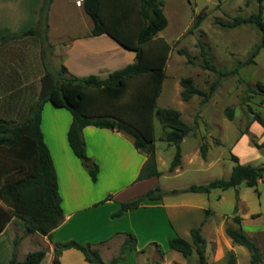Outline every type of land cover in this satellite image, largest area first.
Instances as JSON below:
<instances>
[{
  "label": "rangeland",
  "instance_id": "rangeland-1",
  "mask_svg": "<svg viewBox=\"0 0 264 264\" xmlns=\"http://www.w3.org/2000/svg\"><path fill=\"white\" fill-rule=\"evenodd\" d=\"M75 1H55L48 19L47 37L41 33L39 37H25L0 44V119L11 120L14 123L25 119L29 106L37 100L40 78L45 69L52 73L60 72V60L55 54L56 46H63L72 39L82 38L87 25H90V19L83 9L75 6ZM162 2L167 26L156 37L171 45V50L166 61L165 79L156 101V108L178 111L181 120L191 131L180 144V166L169 172L175 147L163 140L165 133L153 118L155 163L160 176L150 182L153 186L149 190L158 186L161 190L166 189L169 190L166 192H170L183 190L191 185L226 180L235 165L231 155L237 157L240 164L255 168L264 167V127L254 121L255 116L264 121V92L257 87L258 83L264 86V47L254 58L253 64L244 66L231 75L219 77L216 72L205 67L197 45L198 41H201L207 51L208 60L218 72L232 71L237 62L247 59L261 40L264 41V34L250 23L234 28L223 27L221 23L232 22L236 17L248 18L256 14L258 2L256 0H162ZM261 6L264 21V1ZM16 13L15 5H0V43L2 37L13 36L10 33L13 31L12 28L18 29L14 19ZM198 14L202 16V21L197 28L192 29ZM32 16L31 28L35 25L33 12ZM112 43L101 42L98 46H114ZM179 50L185 51V55L179 54ZM62 75L66 77L65 73ZM185 77L191 78L193 86L203 92H208L214 82H217V87L205 102L200 96H193L184 102L180 97L182 90L180 80ZM10 97L15 100L11 101ZM117 105L109 106L105 111L113 112ZM226 110H232L231 120L226 117ZM56 114H61L59 119ZM63 116L71 115L64 109H56L46 103L42 115V128L45 133L46 130L51 132L53 129L59 132L65 124ZM201 146L206 148L204 157L201 156ZM79 165L85 171L80 161ZM85 173L87 174L86 171ZM163 197L168 204H184L193 208L168 209L173 225L172 234L167 231L169 229L161 226L153 227V232L144 231L146 228L143 227L138 229L140 237L151 236V239H157L151 242L160 245L158 241L163 240L162 253L153 243H147L148 245L140 248L142 252L136 255L135 261L126 260L129 253L117 263L198 264L195 252L185 259L179 253L168 250L167 241L181 237L191 242L190 229L200 227L201 235L206 241L205 254L209 264H250L247 250L233 244L224 233L228 226L238 228L232 221L234 215L241 218L239 227L261 250L264 263V175L254 188L241 184L226 191L213 190L208 195L178 193ZM32 236H36L37 240L30 237L31 243L21 245L18 253L20 256L24 257L33 251H46L42 237L35 233ZM124 239L125 236L122 235L116 242L102 247L105 253L99 255L104 263L108 262L110 256L114 257L119 253ZM140 250L136 248V251ZM63 263L86 264L84 261L77 263L69 257L63 259Z\"/></svg>",
  "mask_w": 264,
  "mask_h": 264
},
{
  "label": "trees",
  "instance_id": "trees-1",
  "mask_svg": "<svg viewBox=\"0 0 264 264\" xmlns=\"http://www.w3.org/2000/svg\"><path fill=\"white\" fill-rule=\"evenodd\" d=\"M258 12L248 18L236 17L232 22L221 23L223 27L234 28L244 23L253 24L264 34L261 3ZM53 0H40L33 10L34 27L10 37H2L1 45L7 41L25 37H39L41 33L47 37L48 13ZM82 9L92 23L90 37L106 35L127 51L135 53V61L122 69L111 72L106 78L96 76L76 78L66 75L61 66L60 72L52 73L45 69L40 78V91L37 100L28 108L25 119L19 123L0 119V233L15 218L23 224V235L38 234L49 241L52 232L63 220L61 199L58 193L57 178L51 156L40 129L43 106L49 103L53 108L65 109L71 115L67 130V142L92 182L96 181L98 166L87 155L83 139V129L87 126L122 132L133 141L138 152L145 153L146 161L142 166L137 181L158 177L160 172L155 163V146L153 135V118L163 129L164 141L175 147L169 172L180 166L182 139L191 131L180 113L174 109L156 108V101L165 79V65L171 45L156 35L167 26L163 12L162 0H82ZM202 16L194 19L192 29L199 26ZM207 69L216 72L219 77L236 73L240 68L253 64L254 58L264 47V41L255 47L247 59L237 62L230 72H218L207 58V51L201 41L197 43ZM181 55L185 51L179 50ZM66 75L64 77L62 74ZM182 88L180 97L184 102L193 96L208 100L217 87L211 84L208 92L195 88L189 77L180 80ZM264 92V86L257 84ZM131 88V89H130ZM129 91V94H128ZM127 96V98H125ZM11 98V97H10ZM126 99V100H125ZM15 99L11 98V101ZM123 101V102H122ZM117 105L113 112L105 111L107 107ZM228 120L232 119V110L225 112ZM254 121L264 127V121L255 116ZM167 130V131H166ZM206 148L201 146V156H205ZM234 162L229 178L219 179L205 185H191L183 190L162 191L158 186L142 196L123 202L111 215L121 216L124 212L137 209L144 200H160L163 196L178 193L209 194L213 190L226 191L235 189L241 184L254 188L264 175V167L255 168L240 164L238 158L231 155ZM236 201L238 194L236 193ZM237 207L234 208L236 213ZM238 228L226 227L224 233L235 245L245 248L249 254L250 264H264L262 252L256 242L239 227L241 218H232ZM191 242L175 237L167 242L168 250L188 258L195 252L198 264H209L205 254L206 241L201 235L200 227L189 231ZM125 239L120 245L119 253L107 263L101 260L98 244H79L75 241L52 244V260L50 264H60L61 253L68 249L79 251L86 263L116 264L123 260L136 247V238L123 233ZM19 239H13V249L8 264H40L45 251H33L24 259H17L16 247ZM155 245V244H153Z\"/></svg>",
  "mask_w": 264,
  "mask_h": 264
},
{
  "label": "crops",
  "instance_id": "crops-1",
  "mask_svg": "<svg viewBox=\"0 0 264 264\" xmlns=\"http://www.w3.org/2000/svg\"><path fill=\"white\" fill-rule=\"evenodd\" d=\"M55 1L53 0L50 6L48 19L52 14L51 11ZM77 1H75V6L82 9V2L77 4ZM5 4H8V6L15 5L17 12L14 19L18 29L12 28L11 34L17 35L31 28L33 24L32 12L39 5V0L0 1V5ZM91 29L92 23L90 20V25H87L85 33L81 36L82 38L72 39L63 46H56L55 54L60 60V65L66 69L67 76L85 78L92 75L104 79L111 72L134 63V52L123 49L114 41L115 44H113L112 40L106 35L90 37ZM1 33L4 34L3 31ZM101 42L105 44L112 43L114 46H98V43L101 44ZM42 115L43 109L40 129L56 173L63 220L52 232L50 241L46 237L40 236L46 245L45 257L40 264L51 263L53 243L75 241L79 244H98L104 242L102 245L95 246L100 254H104L102 247L116 242L123 233H129L136 238L135 250L126 258L128 262H132L133 259L135 261L136 255L142 252L140 248L149 243L155 244L161 252L163 240L158 241L160 245L151 242L157 239H151V236L147 238L140 237L138 229L143 227L146 228L144 231L153 232V227L161 226L169 229L167 231L172 234L173 225L169 218L168 209L193 207L184 204H168L163 197L160 200H144L137 209L112 218L111 215L119 208L121 203L146 193L153 186L150 182L160 175L135 181L146 161L145 153L138 152L133 146L131 137L122 132L87 126L82 132L86 153L98 165L97 180L92 182L79 165L78 159L72 153L67 142L66 135L71 116H63L65 124L59 132L56 129L51 130V132L46 130V134L42 128ZM56 115L57 119L61 116V114ZM162 191L169 190L163 189ZM23 229L22 222L13 218L0 233V264L9 263L15 237L19 239L16 247L17 259L22 260L26 256L22 257L18 254L21 245L26 242L31 243L30 237L34 239L36 236H32L33 234L23 236ZM136 248H139L140 251H136ZM68 257L77 263L84 261L79 251L68 249L61 253L59 257L60 264H64L63 259ZM109 258L111 259L112 256ZM84 263L86 262L84 261Z\"/></svg>",
  "mask_w": 264,
  "mask_h": 264
},
{
  "label": "built area",
  "instance_id": "built-area-1",
  "mask_svg": "<svg viewBox=\"0 0 264 264\" xmlns=\"http://www.w3.org/2000/svg\"><path fill=\"white\" fill-rule=\"evenodd\" d=\"M81 2H82V0H78V1H77V4H80Z\"/></svg>",
  "mask_w": 264,
  "mask_h": 264
}]
</instances>
